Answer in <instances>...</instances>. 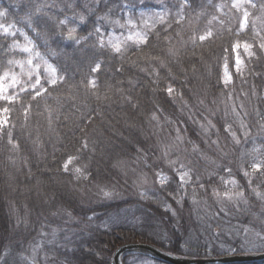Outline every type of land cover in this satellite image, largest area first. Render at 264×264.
Instances as JSON below:
<instances>
[{
  "label": "clouds",
  "instance_id": "9594fccd",
  "mask_svg": "<svg viewBox=\"0 0 264 264\" xmlns=\"http://www.w3.org/2000/svg\"><path fill=\"white\" fill-rule=\"evenodd\" d=\"M154 213L264 262V0L0 3V264H158L101 243Z\"/></svg>",
  "mask_w": 264,
  "mask_h": 264
},
{
  "label": "trees",
  "instance_id": "16d2710c",
  "mask_svg": "<svg viewBox=\"0 0 264 264\" xmlns=\"http://www.w3.org/2000/svg\"><path fill=\"white\" fill-rule=\"evenodd\" d=\"M0 3H5V0H0ZM8 6V5H6ZM10 11L13 6H9ZM148 227L145 228H137L134 231L127 230H117L113 232L111 235L104 237L101 240V243L106 245V252L109 256L116 252V250L125 245L131 243H145L156 246L167 253H174L178 251L177 244L170 243L169 232L171 230V225L165 223V217L160 213H154L147 218ZM135 223L140 224L141 221L138 219ZM167 229V230H166ZM236 254H255L250 250L245 253H236ZM226 255H232L231 250L229 249L227 252H220L217 254L215 250H211V254L207 258H216ZM158 264H165L159 260ZM264 262H253L251 264H260ZM237 264H248V263H237Z\"/></svg>",
  "mask_w": 264,
  "mask_h": 264
},
{
  "label": "water",
  "instance_id": "95a60500",
  "mask_svg": "<svg viewBox=\"0 0 264 264\" xmlns=\"http://www.w3.org/2000/svg\"><path fill=\"white\" fill-rule=\"evenodd\" d=\"M130 245H134V246H143V247H151L153 249L156 250V256H157V260L162 261L166 264H169L168 260L165 259L166 257H170L172 254L171 253H167L165 251H163L162 249L153 246L151 244H145V243H131V244H125L121 247H119L116 252L121 249V248H125L126 246H130ZM115 252V253H116ZM254 254H235L236 257H243V256H252ZM175 258V257H174ZM210 261H220V262H224V261H229V264H231L232 261V255H226V256H221V257H216V258H207ZM253 262H261L259 260H253L251 261V263ZM237 263H248L247 261H237Z\"/></svg>",
  "mask_w": 264,
  "mask_h": 264
},
{
  "label": "rangeland",
  "instance_id": "374dc122",
  "mask_svg": "<svg viewBox=\"0 0 264 264\" xmlns=\"http://www.w3.org/2000/svg\"><path fill=\"white\" fill-rule=\"evenodd\" d=\"M260 264H264V263H260Z\"/></svg>",
  "mask_w": 264,
  "mask_h": 264
}]
</instances>
